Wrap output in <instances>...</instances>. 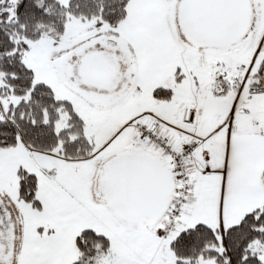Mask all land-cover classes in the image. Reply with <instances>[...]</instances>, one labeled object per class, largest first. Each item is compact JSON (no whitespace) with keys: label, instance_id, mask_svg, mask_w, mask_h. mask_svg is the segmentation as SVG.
<instances>
[{"label":"snow or ice","instance_id":"snow-or-ice-1","mask_svg":"<svg viewBox=\"0 0 264 264\" xmlns=\"http://www.w3.org/2000/svg\"><path fill=\"white\" fill-rule=\"evenodd\" d=\"M0 264H264V0H0Z\"/></svg>","mask_w":264,"mask_h":264}]
</instances>
